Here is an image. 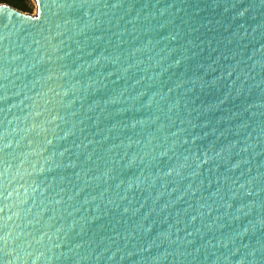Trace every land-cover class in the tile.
<instances>
[{"label": "water", "instance_id": "water-1", "mask_svg": "<svg viewBox=\"0 0 264 264\" xmlns=\"http://www.w3.org/2000/svg\"><path fill=\"white\" fill-rule=\"evenodd\" d=\"M0 5V264H264V0Z\"/></svg>", "mask_w": 264, "mask_h": 264}, {"label": "trees", "instance_id": "trees-1", "mask_svg": "<svg viewBox=\"0 0 264 264\" xmlns=\"http://www.w3.org/2000/svg\"><path fill=\"white\" fill-rule=\"evenodd\" d=\"M30 0H0V5L11 6L24 13H32V8L29 5Z\"/></svg>", "mask_w": 264, "mask_h": 264}, {"label": "rangeland", "instance_id": "rangeland-1", "mask_svg": "<svg viewBox=\"0 0 264 264\" xmlns=\"http://www.w3.org/2000/svg\"><path fill=\"white\" fill-rule=\"evenodd\" d=\"M29 5L32 8V13H30L31 15H35L36 14V4L34 3L33 0H30Z\"/></svg>", "mask_w": 264, "mask_h": 264}]
</instances>
